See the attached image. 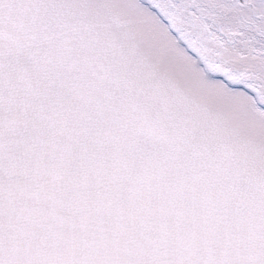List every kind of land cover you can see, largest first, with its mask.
Here are the masks:
<instances>
[{
	"label": "snow or ice",
	"instance_id": "obj_1",
	"mask_svg": "<svg viewBox=\"0 0 264 264\" xmlns=\"http://www.w3.org/2000/svg\"><path fill=\"white\" fill-rule=\"evenodd\" d=\"M0 264H264V0H0Z\"/></svg>",
	"mask_w": 264,
	"mask_h": 264
}]
</instances>
